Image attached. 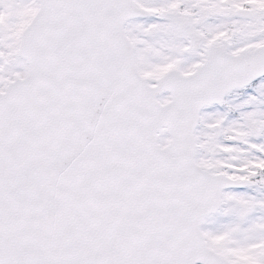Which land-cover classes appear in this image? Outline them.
I'll use <instances>...</instances> for the list:
<instances>
[{"label": "snow or ice", "instance_id": "6c2138e0", "mask_svg": "<svg viewBox=\"0 0 264 264\" xmlns=\"http://www.w3.org/2000/svg\"><path fill=\"white\" fill-rule=\"evenodd\" d=\"M0 264H264V0H0Z\"/></svg>", "mask_w": 264, "mask_h": 264}]
</instances>
